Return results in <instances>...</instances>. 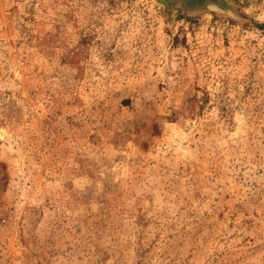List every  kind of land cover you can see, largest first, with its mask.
Returning a JSON list of instances; mask_svg holds the SVG:
<instances>
[{
	"label": "rangeland",
	"instance_id": "374dc122",
	"mask_svg": "<svg viewBox=\"0 0 264 264\" xmlns=\"http://www.w3.org/2000/svg\"><path fill=\"white\" fill-rule=\"evenodd\" d=\"M0 264H264V0H0Z\"/></svg>",
	"mask_w": 264,
	"mask_h": 264
},
{
	"label": "water",
	"instance_id": "95a60500",
	"mask_svg": "<svg viewBox=\"0 0 264 264\" xmlns=\"http://www.w3.org/2000/svg\"><path fill=\"white\" fill-rule=\"evenodd\" d=\"M161 1H167V0H161Z\"/></svg>",
	"mask_w": 264,
	"mask_h": 264
}]
</instances>
